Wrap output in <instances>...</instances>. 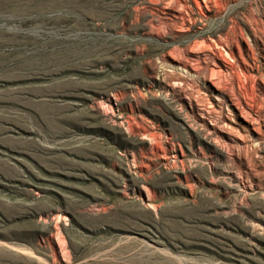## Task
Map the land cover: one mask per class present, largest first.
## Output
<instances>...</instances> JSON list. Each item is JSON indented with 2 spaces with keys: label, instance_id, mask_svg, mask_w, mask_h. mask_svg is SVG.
Here are the masks:
<instances>
[{
  "label": "rangeland",
  "instance_id": "374dc122",
  "mask_svg": "<svg viewBox=\"0 0 264 264\" xmlns=\"http://www.w3.org/2000/svg\"><path fill=\"white\" fill-rule=\"evenodd\" d=\"M0 264H264V0H0Z\"/></svg>",
  "mask_w": 264,
  "mask_h": 264
}]
</instances>
